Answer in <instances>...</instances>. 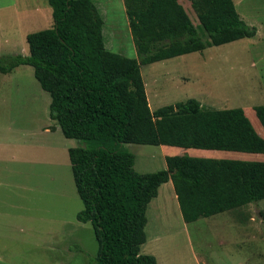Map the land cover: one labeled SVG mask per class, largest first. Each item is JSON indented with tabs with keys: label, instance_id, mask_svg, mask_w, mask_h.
Returning <instances> with one entry per match:
<instances>
[{
	"label": "trees",
	"instance_id": "obj_1",
	"mask_svg": "<svg viewBox=\"0 0 264 264\" xmlns=\"http://www.w3.org/2000/svg\"><path fill=\"white\" fill-rule=\"evenodd\" d=\"M122 0L136 58L104 49L102 19L92 0H46L48 29L25 35L26 55H0V75L29 66L48 94V117L65 139L93 148L67 150L70 172L96 254L87 264H156L141 254L145 210L170 181L184 224L264 199V163L171 156L165 168L137 174L121 143L264 154V139L240 108L215 110L194 99L150 112L139 68L209 47L252 38L256 29L231 0ZM264 130V105L253 107Z\"/></svg>",
	"mask_w": 264,
	"mask_h": 264
},
{
	"label": "rangeland",
	"instance_id": "obj_2",
	"mask_svg": "<svg viewBox=\"0 0 264 264\" xmlns=\"http://www.w3.org/2000/svg\"><path fill=\"white\" fill-rule=\"evenodd\" d=\"M92 2L104 49L135 59L122 0ZM177 2L197 26L189 3ZM241 6L254 20L252 38L139 68L150 112L187 99L215 110L240 108L264 139L253 112L264 105V0H242ZM51 25L46 0H0V55H26L25 35ZM48 104L29 66L0 75V142H11L13 151L12 185L0 187V264H87L96 254L90 225L75 220L82 205L67 157L69 148H93L94 142L65 139L49 120ZM118 148L133 155L137 174L164 169L171 156L264 163L258 153L134 143ZM173 195L167 181L148 203L141 254L156 264H264V199L184 224Z\"/></svg>",
	"mask_w": 264,
	"mask_h": 264
},
{
	"label": "crops",
	"instance_id": "obj_3",
	"mask_svg": "<svg viewBox=\"0 0 264 264\" xmlns=\"http://www.w3.org/2000/svg\"><path fill=\"white\" fill-rule=\"evenodd\" d=\"M235 1H236L235 3L237 5V8L240 10V12L236 11V7L234 5V2H232V3H233L235 12L237 13L238 17L241 20H243L247 25L255 27L254 20L250 16V13L245 11L243 9V7L241 6L242 0H235ZM238 13H240V15ZM255 29H256V27H255ZM255 34H257V29H256ZM146 100H147V98H146ZM10 143L11 142H9V143L0 142V187L1 188H3V186L8 187V186L12 185L11 179L9 178V177H11V174L13 171V151H12V144L10 145ZM173 198L175 199L174 195H173Z\"/></svg>",
	"mask_w": 264,
	"mask_h": 264
}]
</instances>
